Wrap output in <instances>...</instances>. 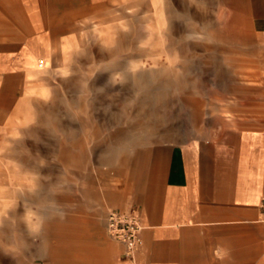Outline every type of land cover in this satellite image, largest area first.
Returning a JSON list of instances; mask_svg holds the SVG:
<instances>
[{
    "label": "rangeland",
    "instance_id": "1",
    "mask_svg": "<svg viewBox=\"0 0 264 264\" xmlns=\"http://www.w3.org/2000/svg\"><path fill=\"white\" fill-rule=\"evenodd\" d=\"M68 3L47 72L27 75L0 113V264H71L63 235L75 220L93 236L95 264H109L107 211L171 146L264 128V28L247 0ZM149 68L165 89L145 80ZM153 92L160 102L143 100Z\"/></svg>",
    "mask_w": 264,
    "mask_h": 264
},
{
    "label": "crops",
    "instance_id": "2",
    "mask_svg": "<svg viewBox=\"0 0 264 264\" xmlns=\"http://www.w3.org/2000/svg\"><path fill=\"white\" fill-rule=\"evenodd\" d=\"M247 1L252 25L263 29L264 0ZM68 9H75L68 0H0V113L19 103L27 75L47 72L53 34L57 26L67 31ZM142 72L145 80L161 82L152 89H165L164 77H148L159 74L156 68ZM161 93H142L143 100L158 103ZM262 195L264 128L227 129L215 139L190 137L171 146L139 192L114 207L134 211L143 230L130 256L113 241L109 264H264ZM82 228L75 220L63 235L70 238L65 258L95 264L93 236Z\"/></svg>",
    "mask_w": 264,
    "mask_h": 264
},
{
    "label": "built area",
    "instance_id": "3",
    "mask_svg": "<svg viewBox=\"0 0 264 264\" xmlns=\"http://www.w3.org/2000/svg\"><path fill=\"white\" fill-rule=\"evenodd\" d=\"M259 222L264 227V195L259 200ZM143 225L139 216L132 210L125 211L111 208L105 216V231L114 242L124 247V254L130 256L141 242Z\"/></svg>",
    "mask_w": 264,
    "mask_h": 264
}]
</instances>
